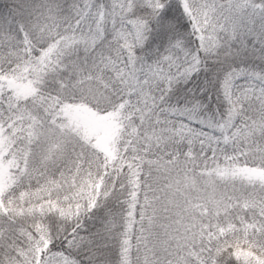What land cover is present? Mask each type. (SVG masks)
<instances>
[{
	"label": "snow or ice",
	"instance_id": "6c2138e0",
	"mask_svg": "<svg viewBox=\"0 0 264 264\" xmlns=\"http://www.w3.org/2000/svg\"><path fill=\"white\" fill-rule=\"evenodd\" d=\"M0 264H264V0H0Z\"/></svg>",
	"mask_w": 264,
	"mask_h": 264
}]
</instances>
